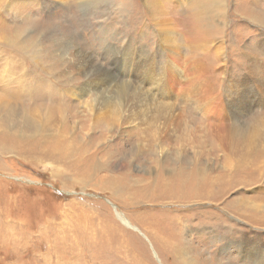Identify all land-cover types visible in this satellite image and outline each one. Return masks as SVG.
<instances>
[{
  "label": "rangeland",
  "instance_id": "1",
  "mask_svg": "<svg viewBox=\"0 0 264 264\" xmlns=\"http://www.w3.org/2000/svg\"><path fill=\"white\" fill-rule=\"evenodd\" d=\"M142 1L0 0V264H254L238 243L264 251V181L247 172L264 161V130L244 155L228 147L240 121L264 116L249 75L264 69V24L243 9L264 13V0H226L228 19L161 0L162 28ZM174 58L198 64L193 85ZM145 68L171 99L140 81ZM179 122L184 142L156 130ZM179 173L198 189L165 193Z\"/></svg>",
  "mask_w": 264,
  "mask_h": 264
},
{
  "label": "bare ground",
  "instance_id": "2",
  "mask_svg": "<svg viewBox=\"0 0 264 264\" xmlns=\"http://www.w3.org/2000/svg\"><path fill=\"white\" fill-rule=\"evenodd\" d=\"M83 1H84V3H86L89 0H83ZM160 1L161 0H143L142 1V4H143L144 8L146 9L147 13L153 18V20L154 21H159L158 22L159 28H162L163 25H164V22H165V20L163 19V16H166V13L165 12L162 13V12H159L158 11V3ZM205 2H207L209 4L211 3L214 9H220V10H222V17L224 19H228L229 16H227V13H228V11L230 13L231 10H229V7L227 5L226 0H222V2H221V0H205L204 2L202 0H199V1H196L195 2V6L198 7L200 4L205 3ZM237 3H240V2H237ZM85 5H82V6H85ZM243 9H244V14H247V15H245L246 16L245 18L252 19L253 21L258 22L259 24H264V13L261 11V9H258L257 10V9H253L251 7L249 9H247V10L245 8H243ZM225 15H226V17H225ZM209 28H210L211 31L212 30L221 31V29L219 27H217V26H211L210 25ZM68 43L70 44V42H68ZM260 43H264V40L260 41L259 44ZM254 53H255V49H252V55H254ZM177 61L178 60H176L175 58L173 59L172 65L170 64L171 68H173L179 74H182L184 72L182 69L188 70L187 68H190L189 71H191V75H188L187 76L188 79L186 80V83H188L190 85H193V81H196V79H197V73L199 72V70H198V64L195 63L191 58H186V66L182 67V66H180L178 64ZM98 67H99V69H101V68L105 69L104 66L102 64H100V63L98 64ZM249 70H250L249 71V75L252 77L251 84L253 85V87H254L253 89L255 90V91H253V95L257 98V100L260 103H263V101H264V69H263L262 65H256V64L252 63L249 66ZM137 71H138V68H137ZM132 75H133V77L136 78L137 72L136 73H133ZM144 76L146 77V68H145L144 72L140 74V81H143L145 79ZM247 76H248V74H247ZM138 77H139V74H138ZM187 77H184V80ZM146 78H148L150 81H152V86H154V88H155V91H156L155 93L156 94H159V99H165V100L171 99V95H170L171 93L169 91V86L166 84V82H168V81L163 80V76H161L160 73H158L156 75H150V74H148V76ZM248 79H249V76H248ZM96 80H98V79L96 78ZM129 81H130V79H129ZM199 81H200V83H202L201 80H199ZM117 82H119V81L117 80ZM248 83H249V81H248ZM241 85L244 86V82H242ZM92 86L93 85H91V87ZM249 86H250V84H249ZM137 87H139V86H137ZM251 87L252 86H250V89H251ZM98 88H100V87H98ZM128 88L131 89L130 87H128ZM136 88H134V90H136V91L133 93V96L138 97L141 94H140V90L139 89H136ZM243 89L245 91V88H243ZM93 90H97V89H93ZM145 91L147 92V90H145ZM242 93L246 94L243 91H242ZM106 102L107 103L108 102H112L113 103V101H108V100L107 101H103L102 103H106ZM97 104L98 105H101V102H96L95 105L98 106ZM160 104H162V103H160ZM201 104L202 105H199L197 107V109H200V108L206 106L207 105V102L206 101H203V102H201ZM225 105H226V107L229 106V102L226 101L225 102ZM160 107H161V105H160ZM162 108L163 107L159 108L157 106V108L154 109L155 113L156 114L160 113L165 107L163 109ZM243 109L244 108H241V109H238V110L242 111ZM246 114H247V112H246ZM229 115H230L231 118L234 117V115H232L230 113V111L227 112V116L228 117H229ZM259 116L261 117L260 113H259ZM237 119H238V122H239L240 119L239 118H237ZM261 129L264 130V116L261 117L256 122L255 125H248L247 123H244V122L240 121L238 123V128L230 131V133H229L228 147H229L230 153L233 154V155H237V154L244 155L247 152V150L249 149L248 142L251 139H255L257 137L260 139L262 137V135H261L262 130ZM156 130L158 131V134L159 135L162 133V136H171V137H174L176 140H180L182 142L185 141L187 134H191L192 133L191 127L187 123L182 124V122H179L178 123V126L171 131V135L167 131H165V130H163V131H161L159 129H156ZM233 131H235L236 133L233 134ZM159 135H158V137H161ZM184 146H185V144L183 143V147ZM196 148H198V147H196ZM193 158H194V163H196L195 160L198 161V159H196L195 156ZM247 172H248L249 175H251V176H253L255 178L256 183H262V181H264V161H258L257 163H254L250 167V169H248ZM228 177L232 178V176H228ZM184 179H187V177L185 175H183L181 173L177 174V176L171 182L169 181L170 182L169 184H167V186L172 185L171 189H168L169 191H167V189L165 187V191H166L165 193H167V194L173 193V195H175L177 192L181 191L183 188H186V189L191 188L192 189V186H196V189H198L199 183H197L194 179L193 180L192 179H188L189 180V183L188 184H183L185 182ZM190 180H191V182H190ZM196 189H195V191H196ZM157 192L160 194V190H159V191H155V195H159ZM169 196H172V195H169ZM196 196H197V193H196ZM260 196H262V195L260 194L259 197H258L260 200L264 199L263 198L264 196L263 197H260ZM159 197H158V199H159ZM172 197H170L169 199H174V201H175V199H179V200L182 199L181 197L178 198L177 196H176L177 198H174V197L172 198ZM202 197H204V196H202ZM155 198H156V196H155ZM171 201H173V200H171ZM262 201H264V200H262ZM182 202L183 201H181V203ZM179 215H181V214H179ZM170 219L173 220L174 222L178 223V224H180L183 221L182 218H180V216H178V217L177 216H175V217L171 216ZM167 231L169 232V230H167ZM163 234L164 233H162L161 241L164 243V245L168 249H172L173 248V251L176 252L177 247L174 246V245L176 243H178V242L173 238L174 236L171 234V235H169V237H171V239H167L166 238V235H168V234L165 233V236ZM238 245L239 246H237V249L240 250V251H242L243 247L246 248V250L248 249L247 250L248 258L250 260H252V262L254 264H264V251L262 250V247H258L257 246V248L254 249L250 245L249 246L248 245H244V244L242 245L241 243H238ZM184 246L182 245V247H184ZM248 258L247 257H243V259H248ZM196 259L197 258H194V260H195V262L197 264H209V262L207 260L206 261L204 260L205 262L202 260L203 261V263H202V262H200L199 257H198L197 261H196ZM216 264H219V263H216Z\"/></svg>",
  "mask_w": 264,
  "mask_h": 264
}]
</instances>
